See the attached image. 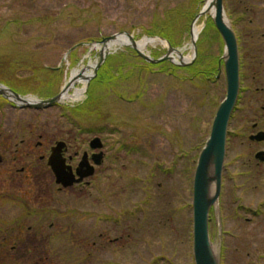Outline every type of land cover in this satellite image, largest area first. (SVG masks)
I'll list each match as a JSON object with an SVG mask.
<instances>
[{"label":"rangeland","instance_id":"374dc122","mask_svg":"<svg viewBox=\"0 0 264 264\" xmlns=\"http://www.w3.org/2000/svg\"><path fill=\"white\" fill-rule=\"evenodd\" d=\"M187 1L0 0V83L16 88L22 95L52 97L69 85L74 71L83 70L93 76L94 70L88 66L100 61V45L96 47V42L123 32L132 34L137 41L145 37L163 40L164 44L149 46L145 51L155 57L166 53L170 41L148 33L166 31L175 43H184H170L180 49L183 60L195 63L198 56L190 33L193 21L188 22V29H183L186 18L177 13L180 8H193ZM226 1L230 20L235 0ZM205 2L197 5L199 11ZM44 15L55 19L46 24L39 22L37 19ZM209 19L212 20L210 14L195 24L200 31L197 48L204 34L213 33ZM205 42L210 43L209 38ZM78 44L84 45L70 52ZM222 49L214 44L210 52L220 58ZM14 52L16 57L19 54L37 58V66L41 64L45 69L40 80L26 81L35 74L29 65L12 67L10 71L6 61ZM132 52L127 46L111 49L105 63L110 59L109 67L117 80L106 82L107 88L101 86L97 90L106 98L108 117L120 123L118 126L96 122L95 117L83 125L63 114V107L86 102L96 77L89 83L74 84L69 90L74 94L78 88H85L81 98L63 100L47 110L17 109L10 104L0 107V156L4 157L0 168V213L6 221L0 234L6 242L0 245V264H44L45 258L59 263L63 257L67 264H194L191 204L196 160L217 110L211 109L210 103L213 98L219 103L224 99L226 85L224 80L211 82L209 93L204 96V89L175 81L159 68L145 67ZM173 56L179 61L175 53ZM122 62L121 75L117 66ZM134 64L145 70L139 77L125 79L124 74ZM9 71L24 81L14 86ZM175 73L179 78L187 74L184 70ZM49 75L53 87L47 92L39 83ZM129 121L138 127H131ZM74 135L81 154L85 150L91 152L89 143L99 136L108 146L109 162L113 164H105L96 176L87 179L89 186L59 192L47 166L49 150L57 141H66L69 136L73 139ZM22 139H26V147H19V152L32 154L28 163L26 158L18 157L15 162L11 157L15 150L12 147L20 145ZM39 143L41 147H37ZM69 143L75 151L73 142ZM29 164L28 179H19L16 171ZM10 196L13 199L3 198ZM24 205L54 210L49 216L54 227L44 232L11 231V236L6 237L8 219L18 218ZM68 210L78 212V223L58 217L61 211ZM103 215L111 217V221L102 223L97 219ZM69 224L73 232L65 227ZM215 227L216 222L213 233ZM120 236L124 238L110 243L109 239Z\"/></svg>","mask_w":264,"mask_h":264},{"label":"flooded vegetation","instance_id":"af4514ba","mask_svg":"<svg viewBox=\"0 0 264 264\" xmlns=\"http://www.w3.org/2000/svg\"><path fill=\"white\" fill-rule=\"evenodd\" d=\"M230 22L239 49L240 90L227 132L220 195V219L216 220L215 210L212 209L210 236L213 241L221 242V264H264V0H235L234 15L230 14ZM221 42L223 43L222 39ZM217 64V72H213L207 79L214 84L224 80L227 88L223 61L220 59ZM2 136L1 133L0 140ZM96 137L99 136L96 135ZM60 141L66 143L63 157L74 172L85 155L95 168L92 177L96 176L105 164H113L109 162L108 146L102 139L100 149H91V152L85 150L82 154L78 150L81 147L75 146L76 137L72 139L69 136L66 141ZM69 141L74 144L73 152V146ZM25 143L26 139H22L20 145L15 144L12 147L15 149L11 151L13 161L18 162V157H22V160L26 158L27 162L32 157V154L19 152L20 148L26 147ZM41 146L42 143L37 145V147ZM53 146L49 150V156ZM1 148L3 149L2 145ZM99 152H102V160L97 165L93 155ZM43 159L42 157L41 160ZM194 162L192 159L193 166ZM3 163L4 157L0 156V168ZM28 167L30 164L16 171L19 179H28L27 175L30 174ZM107 169H110V166ZM53 180L55 183V178ZM83 185L85 183L74 185L72 189ZM54 186L59 192L67 190L56 183ZM2 196L0 192V200ZM53 211L49 208L30 209L24 205L18 218L8 219L9 227L4 231L44 232L54 227L49 218L50 213L51 215L55 213ZM1 216L0 213V234L3 232L2 225L6 222ZM58 217L78 223L76 210L61 211ZM97 219L102 223L111 221V217L104 215L97 216ZM29 220L33 222V225L25 224ZM215 222V229H217L213 233ZM229 222H233V225L230 226ZM67 226L68 231L71 229L73 232L70 224L65 227ZM1 237L3 236L0 235V245L6 243ZM122 238L124 237L120 236L109 241L113 244ZM66 260L67 258L63 257L59 259V263H56L53 259L45 258L43 263L67 264Z\"/></svg>","mask_w":264,"mask_h":264},{"label":"water","instance_id":"95a60500","mask_svg":"<svg viewBox=\"0 0 264 264\" xmlns=\"http://www.w3.org/2000/svg\"><path fill=\"white\" fill-rule=\"evenodd\" d=\"M211 10L212 12H210ZM208 14L211 15L213 23L224 43L221 61L224 64L227 88L226 95L219 104L213 118L209 137L196 160L192 199V254L194 264H221V242L213 241L210 236V212L214 209L216 220L220 219V195L226 155L227 132L240 90L238 43L225 9L224 0H211L210 3L206 0L204 7L193 20L191 24V37L196 56L197 38L194 37L193 28L201 17H205ZM123 35L127 36L130 40V43L125 46L132 48L146 62L158 64L163 61H170L178 66H188L193 63L185 62L180 49L172 47L170 43H168L169 48L162 57L154 58L138 49L137 41L132 34L123 32L119 35L105 37L101 41L96 42V47H98V44L100 45V61L94 67L88 66L94 69V76L86 78L87 83L97 75L99 68L103 65L107 56L110 55L111 49L109 45ZM80 45L83 44L75 45L70 52L77 49ZM174 53L178 56L179 61L173 56ZM73 84L70 78L68 86H65L58 95L48 99L22 96L5 85L0 84V96H3L21 109L46 110L61 103L64 100L65 94L73 87ZM65 147L66 143L64 141L57 142L51 150L47 163L54 174L56 184L69 188L93 176L95 168L90 164L85 155L76 172H74L72 167L66 164V159L63 157ZM101 147L102 141L99 137L92 139L90 142V148L93 150L100 149ZM93 158L97 165L100 164L102 152L95 153Z\"/></svg>","mask_w":264,"mask_h":264},{"label":"trees","instance_id":"16d2710c","mask_svg":"<svg viewBox=\"0 0 264 264\" xmlns=\"http://www.w3.org/2000/svg\"><path fill=\"white\" fill-rule=\"evenodd\" d=\"M204 0H188V5L189 6H193V8L189 7V9L186 8H180L177 10V13L186 18V21L184 23V27L183 29H188L189 27V23L190 20H194L195 17L197 16V14L200 12L199 11V4H201ZM188 8V7H187ZM55 18L52 17L51 15H44L41 18H38L37 20L39 22H42L44 24L46 23H51ZM208 26L209 28L213 29V33H208V34H204L203 37L201 38V43L198 44V58L196 59L195 63L189 66H185V67H179V66H175L174 64L168 62V61H163L161 63L158 64H151V63H147L144 60L140 59L139 60L143 63L146 64L145 67L150 66V67H156L159 68V71L162 73H166L168 75H171L174 77L175 81H184V82H189L190 84H192L193 86H197L198 89H204L206 91V94H204V96H207V93H209V84L211 83V81H209L207 78L209 76L212 75L213 72H217V63H218V57L214 56L211 54L210 50H211V46L214 44H218V47H222V42H221V38L219 33L217 32L214 24L212 23V20L209 19L208 20ZM189 22V23H188ZM170 26V24L166 27V29H168ZM5 30V29H4ZM149 36H154V35H160L163 38H166L170 41V43L174 44L175 46H180L182 44V40H180L179 42L175 43L173 41V39L170 38V34L166 31L161 30L160 32H152L151 34L148 33ZM209 38V42L208 44H206V39ZM205 42V43H204ZM184 44V43H183ZM182 44V45H183ZM17 52H14L11 58V60L9 62L6 61V66L9 65L11 67L10 71L12 70V67H18V66H24V65H29L31 68H33V71L35 69V74L33 76H31L28 80H40L42 74L45 72L44 68L41 67V64H39V67L37 66V58L34 57V55H17V57L15 56ZM132 54H135L134 52H132ZM124 55V54H123ZM134 56V55H133ZM156 58L160 57L158 55H155ZM8 59V58H7ZM110 60V59H109ZM109 60L101 67V69L98 71V74L96 76V78L94 79V81H92V84L90 86L89 92H88V99L86 100V102H84L83 104H80L78 106L75 107H63V114L66 115L68 114L69 117L72 118L73 121L79 123V124H83V125H87L88 123L91 122V120L95 117L96 118V122L101 121V123H107L108 125H115L118 126L120 123L115 122L114 119H111L108 117V112H107V107H105V103H106V98L101 95L102 91H100L101 93L97 94V90L102 86L104 87H108L106 84V82H112L114 79L117 80L115 75V71L110 70L109 67ZM124 62L118 64L117 69L120 72V74L122 75V64ZM151 69V68H150ZM145 70L144 67H141L139 65H132V69L127 73L124 74L125 79L128 78H136L139 77L140 74L143 73V71ZM177 70H184L187 74L184 76V78H179L176 75V71ZM8 73L9 77L12 79L14 86L17 85L18 83L24 81L21 78H18L16 74V72H10ZM112 75H110V74ZM41 74V75H39ZM46 75V74H44ZM52 75V74H51ZM49 75L46 80L42 78V83H39L41 85L44 86V89L48 91L52 90L53 87V82L52 78H50ZM50 78V79H48ZM38 84V85H39ZM13 89H16L13 87ZM42 89V88H40ZM18 90V89H17ZM26 92V91H25ZM2 101V102H1ZM6 102L5 99H3L2 97H0V107H3V104ZM219 104V102L213 98L211 103H210V108H214L217 107ZM109 118V120H108ZM138 122V121H137ZM130 124L131 127L136 126L134 122H127ZM1 134V133H0ZM5 200L8 199H13L12 196H10L9 198L7 197H3ZM3 234V232H1ZM5 233V232H4ZM8 234V236H7ZM6 237H10L11 234H9V232L5 233Z\"/></svg>","mask_w":264,"mask_h":264},{"label":"bare ground","instance_id":"6f19581e","mask_svg":"<svg viewBox=\"0 0 264 264\" xmlns=\"http://www.w3.org/2000/svg\"><path fill=\"white\" fill-rule=\"evenodd\" d=\"M210 2L211 0H208V3ZM210 12H212V10ZM199 32L200 31L194 26L193 33H194L195 38L199 37ZM129 43H130L129 38L123 35V36H120L118 40H116L111 45H109V47L110 49L113 47H122ZM158 43L164 44L163 40L159 38L145 37L144 39L137 42V47L139 50L145 52L149 46H155ZM89 76L90 74H85L83 70H76L72 73L71 82L74 84L84 83L86 81V78H89ZM74 84H73V87H74ZM84 92H85V88H78L74 94L67 92L64 96V100H68V99L78 100L79 98L83 96Z\"/></svg>","mask_w":264,"mask_h":264}]
</instances>
